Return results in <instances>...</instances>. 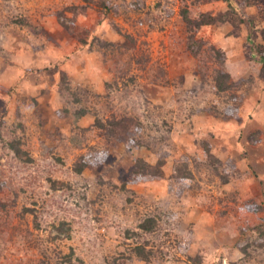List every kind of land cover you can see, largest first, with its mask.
Instances as JSON below:
<instances>
[{
	"label": "rangeland",
	"instance_id": "obj_1",
	"mask_svg": "<svg viewBox=\"0 0 264 264\" xmlns=\"http://www.w3.org/2000/svg\"><path fill=\"white\" fill-rule=\"evenodd\" d=\"M182 9L200 19L227 5L0 0V264H61L71 250L64 264H114L144 239L150 260L125 264H264V162L249 161L264 152V127H252L264 126L262 63L244 23L196 27ZM241 10L264 52V0ZM123 117L125 133L96 125ZM14 138L29 161L8 147ZM89 152L98 157L76 172ZM183 157L192 176L178 196L167 178ZM137 158H162L161 177L139 178ZM147 214L154 231L126 236Z\"/></svg>",
	"mask_w": 264,
	"mask_h": 264
},
{
	"label": "trees",
	"instance_id": "obj_2",
	"mask_svg": "<svg viewBox=\"0 0 264 264\" xmlns=\"http://www.w3.org/2000/svg\"><path fill=\"white\" fill-rule=\"evenodd\" d=\"M226 5L227 9L225 11L218 12L217 14H213L210 12L203 13L200 17V19H191L188 11L186 9L181 10V16L182 19L188 24L193 25L196 27H199L201 25H210L214 24L216 22L219 23H225L230 22L232 26L234 27V30L237 31L240 27V24L244 23L248 27V35H247V41L250 44L251 48V55L256 58L258 61L262 63V71L264 72V52L259 47L258 44L254 42L252 39V29H253V22L252 20L243 14L242 7L247 3L248 0H223ZM108 5V4H107ZM261 34L264 37V28L261 30ZM191 42H195L193 39ZM194 47V48H193ZM195 45H192L193 52H195ZM197 49V48H196ZM195 50V51H194ZM215 80V86L218 90L224 91L229 89L230 87V75L228 72L222 69L216 70V74L214 77ZM84 109H79L75 112L76 119H79L85 114ZM129 118L123 117L119 119H111L106 124H103L102 121L96 120V125L99 128L105 129L108 133H125V130L129 128ZM131 122V121H130ZM71 141L76 145H81V139L78 138L76 135H73L71 137ZM8 147L13 151L14 155L16 157L25 159L26 161H29L31 157L29 156V152L26 149H23L20 145L21 142L19 139H13L8 142ZM205 152L207 154V157L215 160L216 163L222 165V162L216 158V156L211 151L210 145H206ZM25 156V157H24ZM24 157V158H23ZM96 157H98V154L96 152H89L88 154H84L80 156V161L75 165V171L79 172L82 170V168L88 164L91 163L92 160H94ZM137 170L139 171V178L141 177L142 173H146L148 175L147 177L150 178H157L161 177L162 170L161 167L164 164V160L158 159L157 162L154 165L146 163V161L143 158H137L135 161ZM188 161L184 157L181 161H179L174 167L173 172L169 175L167 178V188L169 191L174 192L176 195H181L189 186L187 179H190L192 176V173L190 171V168L188 167ZM223 182H226L227 179L223 178ZM124 186V185H122ZM256 207V208H254ZM249 206L250 210H257L260 209L259 206ZM157 217L154 214H147L140 218L137 224V228L140 230V233L138 231L133 230H126V236L133 237L134 235H137L139 238H141V234H147L150 232H153L155 227L157 226ZM62 226H60V230L63 231V226L65 225V222L61 223ZM65 232L67 235V238H69L70 234L68 231L71 230L70 226L66 224ZM258 227V226H252ZM137 243L131 247V254L123 255L121 258L117 259L119 261L113 262L114 264H125L126 260H130L131 257L134 255L144 261H149L151 256V250L149 248H146L147 240L144 239L143 241L136 240ZM74 254L73 250L70 251V253L65 254L62 256L61 264H64L65 262L70 263L71 262V256ZM80 263L84 264L81 259Z\"/></svg>",
	"mask_w": 264,
	"mask_h": 264
},
{
	"label": "crops",
	"instance_id": "obj_3",
	"mask_svg": "<svg viewBox=\"0 0 264 264\" xmlns=\"http://www.w3.org/2000/svg\"><path fill=\"white\" fill-rule=\"evenodd\" d=\"M261 115V114H260ZM256 116H258V114L256 115ZM256 123H258V124H260L261 126H259V125H255V124H253L254 126H252L253 127V129H257L256 127H259V129H262L261 127H264L262 124V121H260V122H256ZM237 128V127H236ZM240 129H242V131H244L243 130V128H240ZM249 129H251V128H249ZM262 132H263V130H262ZM264 143V142H263ZM254 147V146H253ZM250 165H252L253 167H254V171H258L257 170V168H260L261 169V167L263 166V162H264V152H263V154L260 156V155H258V156H252V158H250ZM261 161H262V163H261Z\"/></svg>",
	"mask_w": 264,
	"mask_h": 264
},
{
	"label": "built area",
	"instance_id": "obj_4",
	"mask_svg": "<svg viewBox=\"0 0 264 264\" xmlns=\"http://www.w3.org/2000/svg\"><path fill=\"white\" fill-rule=\"evenodd\" d=\"M225 263V262H224Z\"/></svg>",
	"mask_w": 264,
	"mask_h": 264
}]
</instances>
